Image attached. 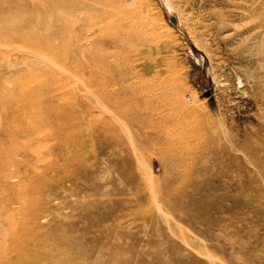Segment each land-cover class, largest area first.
I'll use <instances>...</instances> for the list:
<instances>
[{
	"label": "rangeland",
	"instance_id": "rangeland-1",
	"mask_svg": "<svg viewBox=\"0 0 264 264\" xmlns=\"http://www.w3.org/2000/svg\"><path fill=\"white\" fill-rule=\"evenodd\" d=\"M0 106V264H264V0H0Z\"/></svg>",
	"mask_w": 264,
	"mask_h": 264
},
{
	"label": "bare ground",
	"instance_id": "bare-ground-1",
	"mask_svg": "<svg viewBox=\"0 0 264 264\" xmlns=\"http://www.w3.org/2000/svg\"><path fill=\"white\" fill-rule=\"evenodd\" d=\"M112 2H114V1H112ZM115 3H116V1H115ZM118 3V2H117ZM118 6V5H117ZM120 9H122L121 7H119ZM109 19V18H108ZM186 19V18H185ZM117 20V19H116ZM128 21V20H127ZM125 22H126V20H125ZM174 22H175V20H174ZM174 22L173 23H171L170 21H169V23L172 25V24H174ZM186 22V21H185ZM132 26V25H131ZM134 27V26H133ZM86 31V30H85ZM91 31V30H90ZM140 31V30H139ZM79 32V31H78ZM77 32V33H78ZM144 32V31H143ZM76 33V34H77ZM88 35V34H87ZM114 35V34H113ZM119 36V35H118ZM70 37V36H69ZM73 37V36H72ZM126 37V36H125ZM83 38V37H82ZM72 39V38H71ZM111 39H112V37H111ZM113 40V39H112ZM111 40V41H112ZM121 41V40H120ZM120 41H119V43H120ZM126 41H127V39H126ZM103 42V41H102ZM122 42H123V40H122ZM117 44V43H116ZM142 44H144V43H142ZM99 45V44H98ZM126 45V44H125ZM145 45V44H144ZM100 46V45H99ZM108 46V45H107ZM115 46H118V45H115ZM78 47V46H77ZM100 47H102V46H100ZM99 47V48H100ZM117 48V47H116ZM125 48V47H124ZM128 48V47H127ZM131 48V47H130ZM139 48V47H138ZM78 50V49H77ZM135 50V49H134ZM101 51V50H100ZM102 53H103V51H102ZM131 54V53H130ZM72 57V56H71ZM103 58V57H102ZM98 59H100V57L98 58ZM59 60V59H58ZM100 60H102V59H100ZM105 60V59H104ZM103 60V61H104ZM61 62V61H60ZM66 64V63H65ZM103 64V63H102ZM81 65V64H80ZM104 65H105V62H104ZM98 66V65H97ZM101 66V65H100ZM107 66V65H106ZM86 67V66H85ZM108 67H110V66H108ZM102 68V67H101ZM111 68V67H110ZM126 70V69H125ZM99 71H101V70H99ZM98 71V72H99ZM119 71H121V70H119ZM102 72V71H101ZM109 72V71H108ZM123 72V71H122ZM130 72V71H129ZM103 73V72H102ZM111 73V72H110ZM119 73H121V72H119ZM108 74V73H107ZM117 74H118V72H117ZM125 74V73H124ZM109 75H111V74H109ZM100 77H101V75H100ZM112 77V76H111ZM119 77V76H118ZM126 77V76H125ZM131 77V76H130ZM128 81V80H127ZM156 81V80H155ZM121 82V81H120ZM141 82V81H140ZM149 82V81H148ZM117 82H110V85L111 86H116L117 84H116ZM120 84V83H119ZM130 84V83H129ZM126 85V84H125ZM127 85H128V83H127ZM126 85V86H127ZM137 85V84H136ZM134 86V85H133ZM141 86V85H140ZM100 87V86H99ZM125 87V86H124ZM129 87V86H128ZM127 87V88H128ZM130 87H132V86H130ZM134 87H136V86H134ZM133 87V88H134ZM145 87V86H144ZM148 87V86H147ZM110 88V87H109ZM132 88V90H134ZM138 88H140L139 86H138ZM149 88V87H148ZM148 88H146L147 90H148ZM107 88H105V89H101V87L99 88V89H97V96H98V98L100 99V101L101 102H103V103H107V105H102V108H103V112L105 111V112H108V113H110L112 116H114L117 120H119V121H121V122H123L125 125H127V126H133V125H137L138 127H140L141 129H144L143 127H144V123H145V119H146V117H147V114H148V112H149V107H148V105L146 104V100L145 99H142V101H141V104H139V103H136V101H137V99L135 100V99H132V98H124L123 96L125 95V93H126V90H124L123 88H111L112 90H106ZM129 89H131V88H129ZM154 89V88H153ZM131 91V90H130ZM146 91V90H145ZM132 92V91H131ZM137 91H135V93H136ZM139 92H140V90H139ZM141 93H143V92H141ZM145 93V92H144ZM152 93H154L153 91H152ZM130 94V93H129ZM140 94V93H139ZM131 95V94H130ZM144 95V94H143ZM140 96V95H139ZM138 96V97H139ZM145 96H147V95H144V97ZM136 97H137V95H136ZM141 97V96H140ZM143 97V96H142ZM143 97V98H144ZM175 98H176V102H177V106H178V108H180V110L182 109L183 111H184V109H185V104L181 101V99L180 98H178V97H176L175 96ZM174 99V98H173ZM173 99H171V100H173ZM157 102H158V100H157ZM51 103V102H50ZM136 103V104H135ZM142 105H143V107H142ZM96 106V105H95ZM101 106V105H100ZM1 107V106H0ZM143 108V109H142ZM165 110V109H164ZM111 124V123H110ZM108 126V124H107V122H103V127L104 128H106ZM115 130H116V127L114 128ZM118 129V128H117ZM105 144L106 143H108L109 144V142H104ZM112 145L114 146V145H116V141L115 140H112ZM121 146L120 147H122V146H125V145H123V142H122V144H120ZM108 146V145H107ZM128 150H125V153L126 154H128V152H127Z\"/></svg>",
	"mask_w": 264,
	"mask_h": 264
},
{
	"label": "water",
	"instance_id": "water-1",
	"mask_svg": "<svg viewBox=\"0 0 264 264\" xmlns=\"http://www.w3.org/2000/svg\"><path fill=\"white\" fill-rule=\"evenodd\" d=\"M170 22H171V23H173V22H174V19H173V18H171V19H170ZM205 96H206V97H208V96H209V94H208V93H206V94H205Z\"/></svg>",
	"mask_w": 264,
	"mask_h": 264
}]
</instances>
